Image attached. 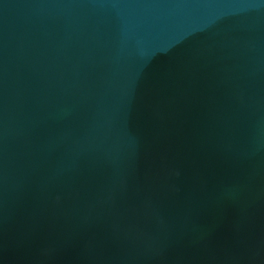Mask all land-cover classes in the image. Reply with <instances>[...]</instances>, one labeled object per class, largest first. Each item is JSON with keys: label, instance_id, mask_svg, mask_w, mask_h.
<instances>
[{"label": "water", "instance_id": "water-1", "mask_svg": "<svg viewBox=\"0 0 264 264\" xmlns=\"http://www.w3.org/2000/svg\"><path fill=\"white\" fill-rule=\"evenodd\" d=\"M0 264H264V0H0Z\"/></svg>", "mask_w": 264, "mask_h": 264}]
</instances>
